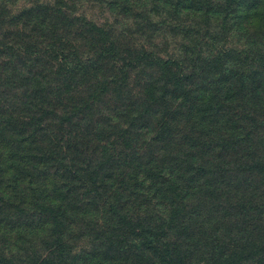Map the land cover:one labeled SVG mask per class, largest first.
<instances>
[{"label": "trees", "instance_id": "1", "mask_svg": "<svg viewBox=\"0 0 264 264\" xmlns=\"http://www.w3.org/2000/svg\"><path fill=\"white\" fill-rule=\"evenodd\" d=\"M0 264H264V0H0Z\"/></svg>", "mask_w": 264, "mask_h": 264}]
</instances>
